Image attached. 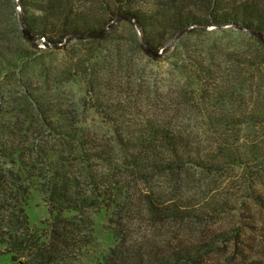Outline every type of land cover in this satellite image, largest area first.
Returning a JSON list of instances; mask_svg holds the SVG:
<instances>
[{"label":"trees","instance_id":"obj_1","mask_svg":"<svg viewBox=\"0 0 264 264\" xmlns=\"http://www.w3.org/2000/svg\"><path fill=\"white\" fill-rule=\"evenodd\" d=\"M92 1L101 13L87 10ZM129 1L19 0L21 13L9 18L11 31L0 28V245L14 260L73 264L71 254L93 243V216L113 211L116 245L99 264H211L216 243L225 239L189 240L186 225L231 214L245 197L264 212V70L254 56L238 62L240 86L220 81L201 91L206 96L200 103L239 99L237 88L252 99L242 105L247 111L235 122L234 135L222 127L228 117L218 120L217 144L198 141L165 117L163 124L143 121L140 108L117 96L114 77L99 64L89 74L88 93L109 131L83 126L75 105L59 96L66 74L54 76L46 54L70 53L74 41L105 39L114 20L136 24L139 47L151 57L160 56L173 36L208 28L243 31L264 52V0H150L142 6ZM239 169L244 173L233 192L211 199L205 182ZM163 182L172 187L169 194ZM33 190L49 206L47 235L30 227ZM170 224L175 230L166 231ZM244 259L238 264H264L255 255Z\"/></svg>","mask_w":264,"mask_h":264},{"label":"rangeland","instance_id":"obj_2","mask_svg":"<svg viewBox=\"0 0 264 264\" xmlns=\"http://www.w3.org/2000/svg\"><path fill=\"white\" fill-rule=\"evenodd\" d=\"M149 1L131 2L142 6ZM18 2L19 0H0V28L6 29L5 31H11L8 26L11 23L9 18L15 12L21 13ZM86 8L93 14L101 13L102 10L93 1ZM127 8L124 6L123 10ZM105 32L106 38L99 36L100 40L96 42H72L68 51L70 53L46 52L56 68L54 76L66 77V81L60 85L59 96H63L68 104L75 105L84 122L83 126L94 125L102 128L104 132L109 131L107 120L95 114L96 106L90 99L93 94L88 93L89 82L92 81L89 74L93 71L92 67L99 64L102 72L108 70L114 77L116 91L119 92L117 96L140 108L138 113L143 121L154 120L163 124L165 117L167 123L192 133L198 141L217 144L218 138H221L218 132L221 129L218 120L221 117H228L225 121L228 125L222 126L226 135L232 136L239 129L235 122L239 120L241 112L246 110L242 105L252 101L249 93L237 88L236 95L239 99H215L210 103H200L199 97L206 96L201 93L203 88L214 89L220 81L240 86L238 82L244 73H241L238 62L243 61L247 55L262 62L264 70L261 60L264 52L258 50L255 39L243 31L231 29L208 28L207 31L198 33L185 31L173 36L160 56L151 57L139 47L142 33L136 24L114 20L106 27ZM63 73L66 75L60 76ZM195 78L200 81L195 83ZM241 130L242 134H246L243 127ZM243 173L239 169L211 176L205 182L204 189L211 191V199L222 193V196L227 197V192H233V185L241 181L240 176ZM199 175L197 173L196 179H203L204 176ZM163 185L169 194L172 187L165 182ZM260 189L264 193V185ZM198 192V189L194 190V194ZM237 208V211L224 214L215 220L197 221L185 226L189 240H205L206 236L214 240L220 237L225 239L216 243L217 248L211 256V264H238L245 260V256L249 259L253 255L264 260V212L246 197L238 200ZM27 213L34 234L47 235L52 218L45 196L37 190L31 192ZM112 213L113 211H101L93 216V243L87 250L71 254L73 264H99L102 256H106L116 245ZM175 228V225L170 224L166 231H173ZM211 238L209 239L212 240ZM238 241L242 242L237 243ZM29 262L27 258L14 260L5 246L0 245V264H30Z\"/></svg>","mask_w":264,"mask_h":264},{"label":"water","instance_id":"obj_3","mask_svg":"<svg viewBox=\"0 0 264 264\" xmlns=\"http://www.w3.org/2000/svg\"><path fill=\"white\" fill-rule=\"evenodd\" d=\"M23 28H24V26H23ZM24 32L31 40H33V37L30 35V33H29V31L27 29H25ZM141 40L143 42L142 38H141ZM145 48H146L147 52H149V49H148V47L146 45H145Z\"/></svg>","mask_w":264,"mask_h":264}]
</instances>
